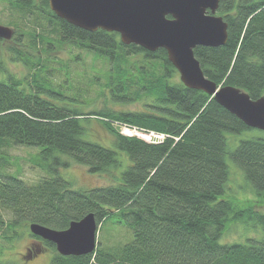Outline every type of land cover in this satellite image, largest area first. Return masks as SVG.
<instances>
[{
  "label": "trees",
  "instance_id": "trees-1",
  "mask_svg": "<svg viewBox=\"0 0 264 264\" xmlns=\"http://www.w3.org/2000/svg\"><path fill=\"white\" fill-rule=\"evenodd\" d=\"M0 1L14 30L11 39L0 41L12 40V59L22 61L29 71L28 77L19 78L4 70L0 57V211L12 215L11 226L24 222L65 229L93 212L100 225L94 253L62 255L53 242L31 233L42 249L54 250L51 264H264V236H250L244 243L220 242L229 221L253 219L264 230V212L220 197L230 175L228 155L264 196V132L240 138L230 150L234 139L229 134L254 128L212 95L181 82L166 49L149 51L122 42L115 31L71 25L55 15L49 0ZM218 7L228 22V40L220 47L197 46L195 55L210 80L240 87L257 99L264 95V0H220ZM51 35L92 55L94 62L107 63L101 109L83 111L44 97L62 95L45 87L63 71L53 57L43 56L56 46ZM132 102H142L143 108L110 106ZM90 117L101 120L131 163L115 175L118 183L75 188L59 172L60 166L74 161L91 173L104 174L123 164L116 149L83 138L88 130L83 121L90 122ZM116 124L166 137L148 142L122 134ZM10 145L39 146L43 158L52 159L55 166L38 162L47 174L30 182L7 167L11 163L2 155ZM1 216L0 225L5 222ZM114 217L132 234L129 241L101 239L106 222Z\"/></svg>",
  "mask_w": 264,
  "mask_h": 264
},
{
  "label": "water",
  "instance_id": "water-1",
  "mask_svg": "<svg viewBox=\"0 0 264 264\" xmlns=\"http://www.w3.org/2000/svg\"><path fill=\"white\" fill-rule=\"evenodd\" d=\"M220 0H49L55 15L80 28L117 32L122 42L149 51L166 49L170 62L187 87L212 95L246 125L264 131V95L253 99L242 88L218 85L206 76L195 55L197 46H219L228 40V22L218 14ZM14 30L0 24V38L11 39ZM99 223L89 212L65 229L39 223L32 234L51 241L62 255L94 253Z\"/></svg>",
  "mask_w": 264,
  "mask_h": 264
},
{
  "label": "rangeland",
  "instance_id": "rangeland-1",
  "mask_svg": "<svg viewBox=\"0 0 264 264\" xmlns=\"http://www.w3.org/2000/svg\"><path fill=\"white\" fill-rule=\"evenodd\" d=\"M9 20L10 17H8L6 5L3 1H0V24L11 27V25L7 23ZM51 36L55 39V42H57L56 46L54 45V49L44 53L43 56L50 55L48 58L53 57V59L57 61L54 65L60 67L63 71H58L52 76L54 82L53 80L51 81L54 85L52 82H46L45 87H54L50 89L62 93V95L51 97L47 93H44V97H47L58 105L69 104L71 107L79 108L83 111L101 109L104 106L106 98L104 94L106 91H104L103 86L104 75L102 72L103 69L108 67L107 63L102 62L100 59L94 62L92 60V55H88L74 44L58 43V37L55 35ZM12 45V40L0 41V57L3 59L5 66L4 70L14 73L19 78H26L28 77L29 71L22 61L12 59L13 52L10 50V46ZM23 48L31 50L28 46ZM78 53L81 54L80 60L75 59V55ZM58 61H62L63 64ZM70 70L72 71L71 73ZM94 76H99L100 80L97 81ZM178 78L180 79L179 75ZM65 81L67 83H65ZM55 83L61 86H57ZM63 83L65 84L63 85ZM24 84L27 83L25 82ZM63 89L66 93L61 92ZM77 94L82 96H78ZM68 95H72V97L74 95L73 99L67 98ZM141 104L142 102L139 104L138 102H132L123 106H121V104H110V106L116 109L129 108L130 110H137L143 108ZM90 118L91 120L88 123L83 121L85 125H88V130L83 134V138L116 149L123 164L121 168H114L109 173L96 174L91 173L85 165L71 161L72 159L66 154H60L61 158L71 161V164L69 166H60L59 172L70 180L75 188H90L97 185L118 183V179L120 178H115V175L119 174L120 170H123V168H126L131 163L128 154L118 149L113 135L108 131L101 120L96 117ZM116 125L121 132H129L126 134L129 135V137H140V132H130L129 130H125L124 127H121L122 125ZM263 132V130L254 128L253 130L245 131L237 136L229 134L228 136H232L234 139L233 142L230 140L229 149L232 150L237 144L236 141L240 138L260 135ZM40 150L41 147L39 146L10 145L5 147V154L2 156L8 158L11 164H8L7 167L12 172L21 174L23 178L30 182H35L38 181L40 177L47 174L46 170H44L39 163L44 165L48 164V166L52 163V166H55L52 159L43 158V155L39 152ZM227 162L230 175L225 187V193L220 197H228L242 206H255L264 212V196L257 194L254 187L246 178L242 168L237 165L230 155L227 156ZM0 213H2L1 217L5 221L4 224L0 225V260L13 264H51L52 255L55 253L52 247L46 249L41 248L39 250L35 243L38 242L41 244V241L31 235L30 227L27 224L22 222L11 226L12 215L3 210H1ZM116 220H118V218L114 217L107 221L102 234H100L101 239L107 241L106 243L129 241L132 238V234L129 236L128 228L122 223L115 222ZM250 236H255L257 238L264 236V230L261 225L257 224L253 219L247 218L229 221L220 237V242L229 244L232 242L244 243L248 241L247 239ZM27 248H30L29 251ZM28 253L31 254L28 255Z\"/></svg>",
  "mask_w": 264,
  "mask_h": 264
},
{
  "label": "built area",
  "instance_id": "built-area-1",
  "mask_svg": "<svg viewBox=\"0 0 264 264\" xmlns=\"http://www.w3.org/2000/svg\"><path fill=\"white\" fill-rule=\"evenodd\" d=\"M119 125H122L121 127H124L125 130H129L130 132H140V137L149 141V142H154V143H157V142H162V140L166 137V135L164 133H159V132H156L154 130H151L150 129H146V128H139L137 126H132V125H129V124H119ZM118 125V126H119ZM123 134H128L129 132H121Z\"/></svg>",
  "mask_w": 264,
  "mask_h": 264
},
{
  "label": "flooded vegetation",
  "instance_id": "flooded-vegetation-1",
  "mask_svg": "<svg viewBox=\"0 0 264 264\" xmlns=\"http://www.w3.org/2000/svg\"><path fill=\"white\" fill-rule=\"evenodd\" d=\"M35 245H36V247H38V248H39V250H40V249H41V247H42V246H41V244H40V243H38V242H36V243H35ZM29 249H30V248H27V250H28V251H29ZM28 251H27V252H28Z\"/></svg>",
  "mask_w": 264,
  "mask_h": 264
}]
</instances>
